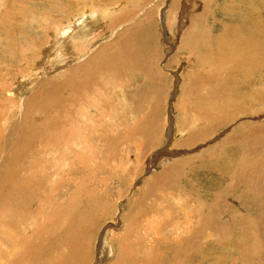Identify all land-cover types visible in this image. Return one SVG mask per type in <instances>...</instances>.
<instances>
[{
  "label": "bare ground",
  "instance_id": "1",
  "mask_svg": "<svg viewBox=\"0 0 264 264\" xmlns=\"http://www.w3.org/2000/svg\"><path fill=\"white\" fill-rule=\"evenodd\" d=\"M163 1L159 4L162 5ZM52 2L55 3L54 7L61 3L62 10H57L60 15L57 19L52 18L56 19L55 21L48 22L51 19L49 12L43 10L39 17L38 8L34 7L37 3H50L51 7ZM209 2H212V6L208 5ZM127 3L128 0H0V44L4 41L6 45L16 47L22 39L30 43H20L15 52L7 46L9 58L0 62V83L8 77V82L14 81L16 84L0 86V264H93L98 235L92 244L89 242L90 256L86 261L88 252L85 254L86 248L82 239L91 234V231L85 228L84 223L65 229L63 225L66 219L62 213L57 212L70 207H62L63 204L60 203L61 197H64L61 192L63 188L66 187L68 192L74 194L77 190L85 188L83 183H77L84 177L79 164L83 165L85 160L93 161L101 153L86 156L83 151L85 141L91 142L95 138L102 140L101 142L106 144L108 156L114 154L116 143L119 141L120 131L117 133V129H114L113 133L116 134L112 136L106 132L99 134L107 125L105 115L101 111L104 108L111 112L117 111L98 95V79L104 78L107 83H115L123 77L122 68L132 67L135 57L143 53L146 45L150 46L155 39V36H150L148 28L155 17L150 21L152 16L148 13L146 15L144 11L145 26L128 23L125 28H119L121 32L110 43H97L101 33L104 35L114 30L113 27L118 24L119 19L127 15ZM115 8L120 12L115 13ZM98 11L107 21L98 38H95L91 37V34ZM191 11L196 14L189 17L187 23L180 19L175 24L176 31L181 33L180 43L183 50L189 51V56L194 57L195 61L210 65L218 62L219 65L227 66L228 73L225 74L226 77L218 69L196 77H189L185 73L183 81L189 78V85L185 82L183 94L201 95L199 91H203L216 101H236L242 105L249 103L245 106L246 110L241 108L243 106L239 107L240 104L235 107L237 111L228 115L229 124L242 115L255 116L258 111H264V0H170L165 13L173 16L176 14L175 17L180 18L191 15ZM28 13L34 27L30 28L29 36L23 37V22L27 20ZM78 14L79 17L72 19L70 25H66ZM204 18H208V25L205 24ZM52 23L55 25L54 30L50 26ZM185 26L187 28H184ZM51 31L56 33V36L49 45ZM112 34H108L109 37ZM15 37L17 40L21 37L22 39L17 42ZM84 41L88 43L85 44ZM4 42L2 45H5ZM198 49L202 53L201 56L192 51ZM53 63L60 66L59 70L56 68L58 73L55 72L59 74L60 82L47 78ZM4 65L6 66L1 68ZM138 69L142 70L141 67ZM237 84L247 87V91L241 88L242 91L238 92L235 88ZM257 84L263 86L257 88ZM30 85L32 87H29ZM30 94L33 99L27 103L24 98H28ZM6 101H10L8 104L11 108L6 105L4 107ZM254 105L262 106L256 108ZM249 108L252 111H249ZM123 109L122 107V111L125 110ZM258 118L256 119L259 121L260 117ZM246 129L255 130L252 139L261 136L255 155L248 159V162L242 161L241 156H236L238 159H234L230 164L218 166L216 173L220 176L213 178L208 187L199 193L187 192L179 185L176 189L172 180L179 159L176 160L177 155L165 158L172 148L158 156L162 160L157 169L166 167L161 173L153 171L143 181V178L139 179L143 184L134 193L135 198L131 204L142 209L143 196H154L153 180L158 183L160 179L162 187L170 179L168 187H171L170 190L175 187L176 192L171 197L175 198L173 201L177 199L175 205L179 215L171 208L168 197H161L166 203L162 204L169 209L166 221L168 226L165 229L170 227L171 230L164 234V238L173 235L170 241L160 240L154 243L157 237L148 238L163 231L156 230L157 225H147L148 218L144 219V227L135 229L134 238L130 239L133 229L129 226L116 230V226L122 224L123 219L122 215H118L120 211L117 204L115 208L108 207L110 203L108 199L109 204L104 202L105 198L89 201L88 205L92 206H89L88 211L90 215L94 214V219L105 213H111L110 217L114 216L112 224L118 219L112 229L117 233L112 232L114 235L109 240L105 239L110 249L107 250L103 243L102 250H105L98 260L95 259V264H222V261L230 256H233V260L237 259L236 264H264V206L259 207L256 204L263 203L264 124L241 123L234 133L222 142V146L231 144L243 149L245 143L239 135ZM136 133L138 132L133 128L123 137L129 141L137 135ZM155 161H147L152 163L149 169H143V163L138 173L134 174L136 178L145 171H152L151 168L157 162ZM165 172V176L161 178ZM108 174L113 177L111 173ZM248 196L252 198L249 200ZM222 208H228L225 221V218L220 216L225 213ZM71 209L76 219L84 220L86 216L81 218L75 207ZM155 212L157 213L156 210ZM47 224L50 227H45ZM110 230L104 232L102 240L104 235H109ZM26 257L30 258L27 262Z\"/></svg>",
  "mask_w": 264,
  "mask_h": 264
},
{
  "label": "rangeland",
  "instance_id": "2",
  "mask_svg": "<svg viewBox=\"0 0 264 264\" xmlns=\"http://www.w3.org/2000/svg\"><path fill=\"white\" fill-rule=\"evenodd\" d=\"M160 1L162 0H148V1L147 0H128L127 15L119 19L120 21L118 22V24L113 27L114 30H111V32L109 31L107 32V34H104V35L102 33L100 34V31L101 29L104 28V24L107 20L102 18L101 13L99 11L97 12L99 14L97 13L95 14V18L93 21L94 25H92L93 32L91 34V37L93 36L95 38L96 37L98 38L100 34L101 36L99 40L97 41V43L98 44L100 43L108 44L114 39H116L115 38L116 35L119 34L121 32V29L125 28L128 25V23L133 24V25L145 26V22H144L145 18L143 16L144 11L146 12V15L148 13L152 16L150 21H152V19L155 17L151 23V27H148L150 31V36L152 35L155 36L154 41L150 44V46L146 45L144 52L139 53V56L135 57L132 67L124 66L122 68L124 69L122 70L123 77L120 79H117L115 83H109V82L107 83L104 80V78L98 79L100 81V89L98 90V95H100L104 101L108 102L117 111V112H111L110 110L108 111L105 108L101 111L102 114L105 115L104 119L107 120L105 121L107 125L104 128V131L102 130L103 132L101 131L99 132V134L106 132L107 134L109 133V135L112 136L116 134V133H113L114 129L115 131L117 129L116 131L117 133H119L120 131L119 133L120 136H118V139H119L118 143L120 145L116 143L117 144L116 148L113 151L114 154L112 156H108L106 154V148H105L106 144L104 142L102 143L101 142L102 140L95 138L93 140L94 142L85 141L86 144L83 145V151L86 153L85 154L86 156L88 154L97 155L96 153L99 154L101 152L99 156L98 157L96 156V158L93 161L85 160L83 165L79 164V167L82 170V173H84V177L82 181H77V183H83L85 188L77 190L75 194L71 191L68 192V189L66 187L61 190V192L64 193L63 194L64 197H61L60 199L61 205L63 204L62 207H64L65 205L66 207L70 206L69 209L65 208L63 211L57 212V214L62 213L63 217L66 219L64 221L65 223L63 227H65V229H71V227L77 224L81 226V224L84 223L85 228L91 231V234L89 233L90 235L88 234L86 238L84 237L85 234L82 235L84 237L82 239V241L84 242V248H86L84 249L85 254L88 252L86 254L87 255L86 261H88V258L90 256L89 242L90 244H92L94 238H96V235H98L96 238L97 242L95 241L96 244H95L93 264H95V259L97 258L98 260L99 257H101L102 252L105 250V249L102 250V247H104L102 246L103 243H105L107 250L110 249L109 243L105 239L109 240L110 237L114 235L115 232L117 233L116 231L117 229H121V227L123 229L125 228L126 225L129 226L131 229H133L132 230L133 234H131V238H130V239H133L135 229L144 227L145 218L149 219V221H147V223L149 222L147 225H157L156 230H163L159 232L158 235L148 236V238L157 237L155 238L154 243L160 240H163L164 242H166V241H170L173 239L174 237L173 235L172 237L164 238V234H168V230L169 229L171 230V228L168 227L167 229H165L168 226L166 224V221L168 220L169 209L167 206H164L166 203L163 202L161 198V197H168L167 201L170 204L171 208H173V210H176L177 214L179 215L178 208L175 205V201H177V199L173 201L175 198H172L176 192L174 191L175 187L172 188V190H170L171 187H168V182L170 179L167 182H165L167 186L163 184L165 188L163 186L161 187L162 183L160 179H159L160 182L158 181V183H156V181L154 182L153 180V184L155 187L154 188L155 191L153 192L154 196H150V197L143 196L142 200H143L144 209L136 206L135 204H131L132 200L135 198L134 193H136L137 190H139V187L141 188L143 184V182L140 183L139 179L143 178L142 179L143 181L146 177H149L150 174L153 173V171H158V173H161L166 168V167L165 168L162 167V169H159V168L157 169L158 163L162 160V158L161 157L155 158V157H157L161 153L160 151L164 150L168 146V144H169V149L172 148L174 150V151L172 150L173 151L172 155L173 156L177 155L178 158L176 157L174 158H176L177 161L179 159L178 163L180 162L179 163L180 165L177 163L178 168L173 173L175 176L172 181H174V184H176L175 185L176 189H178V185H179L182 190H186L187 192H192V193H196V191L197 193H199L203 188L208 187V185L211 183V180L213 178L220 176L219 174L216 173V169L218 168V166H220L221 164L228 165V163L230 164L234 159H238L239 156H241L240 158L242 159V161L248 162L247 160L252 158L255 155V152L259 148V145H260L259 144L260 142L258 140L261 136L258 134L260 137L257 136L256 139H252L254 138L253 133L255 130L246 129V130H243L241 135H239V138L242 139L245 143V146L243 149L238 148V147L237 148L233 147L231 144H229L228 146L226 145L222 146L225 139L229 138L234 133V130L236 129V127L239 126L241 123L247 122V123H251L255 125L264 124V111L260 113L258 111L256 113L257 115L255 116L242 115L239 118H237V120H235L234 123L229 124V122H227V120L229 119L228 115L234 114L237 111V108L235 107L239 106L240 104L239 107L243 106L241 108H244V110H246L245 106L249 103L247 104L243 103L242 105V103L240 102L238 103L236 101H231L230 103L228 100L227 101L225 100L216 101L214 97H211L210 94H208L207 92L204 93L203 91H199L201 95H198L199 93H194L193 95L183 94L182 89H183L185 82H187L189 85V82H188L189 78L186 80L184 79L183 81V76L185 73L189 77H192V75L196 77L199 74H205V72L207 71L212 72L218 69V70H221L225 76V74L228 73V69H227V66L222 65V64L219 65L218 62L215 63L214 65H210V63H202L199 60L195 61L194 57L192 56L190 57L189 56L190 52L183 50L182 43H180L182 42L181 33L179 30H178L179 32L176 31L177 27H175L176 26L175 24L180 19H182V22L187 23V19L189 17L190 18L194 17L196 13L194 14L191 11L192 13L189 16L184 15V17L176 18L175 17L176 14L175 16H173V14L167 15V13H165V11L167 10V7L170 4V0H164L162 5L159 4ZM54 5L55 3L53 2L51 4V7H50V3H47V4L42 3L40 5L39 3H37V6L34 8H38L37 10H38L39 17L42 14L43 10L48 11L51 16V19L48 21L50 22L51 20H53L52 18L55 17L57 19V17L60 15L59 13H57V10L59 9H60L59 11L62 10L61 3H58L57 6L55 7ZM60 5H61V8H60ZM208 5L212 6V2H209ZM114 12L119 13L120 11L118 10V8H115ZM164 13H165V16H164ZM28 14L29 15L27 17V20L23 22V29H24V31L22 32L23 37L29 36L30 28L34 27V25L31 23V20H30L31 18H29L30 13ZM39 17H38V20H39ZM77 17H79V14L72 17L71 20H69L66 23V25H70L73 21L72 19H76ZM204 19H206L205 24L208 25L209 24L208 18H204ZM50 26L52 30L55 29V25H53V23L50 24ZM119 28L121 29L119 30ZM154 28L155 30L153 31L152 29ZM184 28H187V26H185ZM97 31L99 33H97ZM144 32L146 33V29H144ZM112 33H115V35H113ZM108 34H112V35L109 37ZM55 36H56V33L51 31L49 45L52 41H54ZM145 36L147 37V35ZM3 37L6 38V36H3ZM3 37L1 38V40L4 39ZM15 39L17 40L16 37ZM21 39L18 38L17 42L20 41ZM2 42L4 41H1V44H0V62L5 61L6 59L9 58L8 49H7V46L9 45H6L5 42H4L5 45H2ZM23 42L24 41L22 39L20 43L22 44ZM20 43H18L16 47L15 46H9V47L11 48L13 52H15L17 48L20 47ZM24 43H26L27 45H30L28 41ZM84 43L86 44L88 43V41H84ZM178 47H179V50H178ZM192 51H195L196 54L199 56H201L202 54L199 51V49L192 50ZM5 66L6 65L1 66V68ZM139 66L142 68L141 71L138 69L140 68ZM59 67L60 66L57 65V63H53V65L51 66L49 76L47 75L48 76L47 78L49 80L51 81L55 80L56 82L57 81L60 82L58 78L59 74H57ZM56 68L58 70H56ZM11 83L15 84L14 81L8 82V77H7L5 81L0 83V86L2 87L7 86L8 84H11ZM18 85L20 86V83ZM262 86H263L262 84L260 85L257 84V88H260ZM29 87H32V86L30 85ZM235 88L238 92H241L242 90L247 91L248 89L247 87H243L238 84ZM232 89L234 90L233 86H232ZM25 99H26V102L28 103L29 100L32 101L33 95L30 94V96H28V98L25 97L24 100ZM12 100H17V99H12ZM24 100L23 102H25ZM9 102L8 101L4 102V107L6 105L7 108L8 107L11 108V106H9L8 104ZM116 105H118L117 106L118 108L116 107ZM210 105H213V106L211 107ZM261 106L262 105H258L255 107L260 108ZM122 107L125 109V110L123 109L125 112L122 111ZM209 107H211L210 108L211 112L209 110ZM206 109H207V112H206ZM202 111L205 112L206 115ZM215 111H217V113ZM249 111H252V109H250ZM212 116H214V118ZM215 116H219V118L221 119L219 120V118ZM258 116L260 117L259 121L256 119L258 118ZM215 118H218V119L216 120ZM208 120L209 122H213V123H209ZM216 123L218 124L220 123V124L218 125ZM123 125H124V128H123ZM133 128L136 130V132H138L136 133L137 135L132 137L129 141H126L124 139V137L126 136V133H129V130L132 131ZM123 129L124 130L126 129V130L124 131ZM107 130L110 132H108ZM121 136L122 137L124 136V137L121 138ZM254 142H257V143H254ZM93 146H94V149H93ZM100 146H102V148ZM177 152L180 154H178ZM170 154L168 155V157L165 156V158H171L169 157ZM236 156L238 158H236ZM142 161L144 164L141 163ZM147 161L156 162L151 168L152 171L148 170L147 173L145 171L143 172L144 174L142 173L138 176V178H136L135 175L138 173L142 164L144 167L143 169H145V167H148L147 169L151 167L152 163L147 162ZM147 163H149L148 166H147ZM96 165H98V167ZM108 173H111L113 177H111ZM165 174L166 172L161 178H163ZM80 178H82V176H80ZM60 182H63V180ZM184 183L186 184V186ZM187 186H189L190 188H186ZM237 196H239V194ZM248 197L247 198L249 200L252 198V196H248ZM98 198H105L106 201L104 202L106 203L109 202L110 204L108 203L109 204L108 207L110 206L111 208H115L116 206L115 204H117V209H119L120 211L118 215L119 214L122 215L123 219L121 222L122 224H119L116 226L117 227L116 230H112V229L114 228L115 223L118 219H115L114 224H112L114 216L110 217L111 213L109 214L105 213L103 215H100L99 218L97 219H94L93 217L94 214L90 215V211L88 210L90 208L89 206H92V205H88L89 201H92L94 199L97 200ZM65 199L67 202L65 201ZM107 199H108V202H107ZM153 199L155 200V202ZM253 199H255V197H253ZM262 199H263V203H258V202L256 203L259 207L264 206V192L262 194ZM183 201L184 199L182 200V202ZM72 207H75L77 209L76 211L79 215H81L80 216L81 218L82 216L84 217L86 216L84 220H81L82 222L79 219L75 218V214H73L74 211L71 209ZM155 210L157 211V213L155 212ZM221 210H223V213L224 212L225 213L220 214V216L227 218L226 215H228V208L227 209L222 208ZM87 211H88L87 213L88 216L87 214L84 215ZM226 218L224 219V221L226 220ZM70 219L74 221L71 222ZM125 221L127 223H125ZM132 221H134L135 223H132ZM48 222H50V219H48ZM54 225L56 226V224ZM137 225H139V227ZM47 226L50 227L49 224H47L45 227ZM109 229H111L112 231L111 230L109 231L108 236L104 235V238L102 240V236L104 232H106ZM121 232L122 231H120V233ZM138 232L139 230H137V233ZM44 233H46V231ZM130 242L132 246V241ZM78 249L81 250L79 246H78ZM141 252L143 253V251ZM29 259H30L29 257H26V260L25 259L24 260L27 262V260ZM226 259L222 261V264H234V263L236 264L237 263V259L233 260V256H230V258L226 257ZM230 260H233V261L231 262Z\"/></svg>",
  "mask_w": 264,
  "mask_h": 264
},
{
  "label": "water",
  "instance_id": "3",
  "mask_svg": "<svg viewBox=\"0 0 264 264\" xmlns=\"http://www.w3.org/2000/svg\"><path fill=\"white\" fill-rule=\"evenodd\" d=\"M168 148H169V144H168V146H167V147H166L164 150H162V151H161V153H160V154H164V152H165V151H168ZM170 152H171V151H170ZM160 154H159V155H160ZM159 155H158V156H159ZM158 156H157V157H155V158H158ZM169 157H172V152H171V154H170V156H169Z\"/></svg>",
  "mask_w": 264,
  "mask_h": 264
}]
</instances>
